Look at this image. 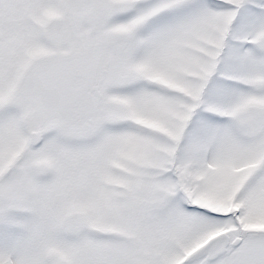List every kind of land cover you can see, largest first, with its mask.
Segmentation results:
<instances>
[{
    "label": "snow or ice",
    "instance_id": "1",
    "mask_svg": "<svg viewBox=\"0 0 264 264\" xmlns=\"http://www.w3.org/2000/svg\"><path fill=\"white\" fill-rule=\"evenodd\" d=\"M0 264H264V0H0Z\"/></svg>",
    "mask_w": 264,
    "mask_h": 264
}]
</instances>
